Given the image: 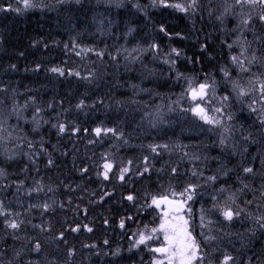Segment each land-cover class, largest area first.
<instances>
[{
    "label": "trees",
    "instance_id": "obj_1",
    "mask_svg": "<svg viewBox=\"0 0 264 264\" xmlns=\"http://www.w3.org/2000/svg\"><path fill=\"white\" fill-rule=\"evenodd\" d=\"M30 3L20 0L21 18L0 8V152L30 154L9 162L0 156L7 178L0 180V264H154L157 241L136 243L157 226L152 197L197 180L190 219L206 260L232 247L239 264H264V221L257 220L264 217V64L257 65L264 52L200 27L199 0L187 12L159 0ZM167 3L188 7L191 0ZM241 45L244 56L230 66V48L237 56ZM208 82L222 89L220 106L233 115L228 156L219 133L212 138L197 125L185 94L189 84ZM240 88L251 95L233 99ZM118 158L129 171L121 180L112 168L105 179L102 160ZM73 164L86 168L80 191L69 189ZM227 207L240 213L230 222L221 215Z\"/></svg>",
    "mask_w": 264,
    "mask_h": 264
},
{
    "label": "snow or ice",
    "instance_id": "obj_2",
    "mask_svg": "<svg viewBox=\"0 0 264 264\" xmlns=\"http://www.w3.org/2000/svg\"><path fill=\"white\" fill-rule=\"evenodd\" d=\"M79 2V0H77ZM24 7L29 8L33 7L30 3V0H23ZM157 3V0H153V4L155 5ZM197 0H191V3L188 5V7H185L182 4H168L167 0H159V4L163 5L165 7H174L179 9L180 11L187 12L189 8H191L193 11L195 10ZM237 4L244 5H260L262 9H264V0H236ZM16 11H20V9H16ZM225 11H228L226 9ZM253 17L251 15L247 16L246 18L242 19L240 23L244 25L245 27L248 26V24L251 22ZM258 19L260 21H264V12H262ZM162 32L165 31L163 27L160 29ZM152 47H155V45H152ZM176 53V55H180L179 51L176 49L172 50ZM232 60L234 62H238L237 57H232ZM256 57L253 55L251 58V61H255ZM241 69L244 71H247L248 69H245L243 65L241 64ZM51 71L53 72H59L61 75H63V69L61 68H52ZM76 75H79V73H76ZM179 75V74H178ZM225 75H228V73H225ZM210 87L207 83H201L197 88L190 89L191 95L193 99H196L199 97L201 100L204 99L208 95L207 89ZM234 87H239L238 85H234ZM261 93H264V83H260L259 85ZM240 95H246V91L243 88L239 89ZM223 99L227 100V97H224ZM83 106V102L79 105V107ZM193 112H195L197 115L200 116L202 120H204L206 123L209 124H216L219 125L221 121L219 119H215L213 117H210L207 114L206 109L201 108L199 105L195 109H192ZM215 112H222V109L216 108L213 109ZM253 111H256L255 108H253ZM262 123H264V116L261 117ZM60 131H64V126H60ZM97 135H99L102 131L101 128H96L94 130ZM107 132L115 131L114 129H107L103 130ZM223 143V141H221ZM152 148V151L155 152L157 147L161 146H150ZM162 147L167 148V145H163ZM51 163V161H49ZM113 165L111 163H105L103 165L104 172L102 173L105 179H108V173L112 169ZM129 171L128 168L121 169L119 178L121 180L124 179V175ZM147 171V168L145 169ZM175 172V169H173ZM244 171L246 173H251L253 171L252 168H245ZM3 174V170L0 169V175ZM195 175V173H193ZM209 179L215 180V177H210ZM195 185H188L184 188L183 191L177 193L175 191L171 192V196L173 199H169L167 195L161 196L159 198L152 197V205H155L157 208L161 206V204H164L167 206V210L163 212V216L161 219V222L159 224L158 228H152L150 235H145L143 233L140 234L138 241L136 242L137 245L139 244H145L147 241L152 240L154 238L159 239V237L155 236L157 232L163 234V244L161 247H156L154 249H151L155 253H160L161 257L160 259L154 260V264H203L204 256L201 252V246L197 239V236L194 235L193 230L190 225L189 219L185 218V215L183 213H191V208L187 207V202L191 201L195 195ZM127 199L129 201L134 199V196L129 195L127 196ZM45 208L49 207L48 205H44ZM203 212V210H201ZM239 211L233 212L230 208H226L223 210L222 215L226 220H232L234 216H239ZM201 224L204 223V216L201 215ZM258 222L264 221V217L257 218ZM11 228H19V224L16 222H10L9 225ZM260 226L264 228V223H261ZM87 227V226H85ZM120 227H124V221L122 220L120 223ZM73 231H78L79 226L72 229ZM87 231L91 232V228H87ZM202 235V234H201ZM204 239H215V237H204ZM107 243V241H105ZM40 245H36V249L39 250ZM94 247V246H93ZM233 258L231 256H225L222 264H229V261H231Z\"/></svg>",
    "mask_w": 264,
    "mask_h": 264
},
{
    "label": "rangeland",
    "instance_id": "obj_3",
    "mask_svg": "<svg viewBox=\"0 0 264 264\" xmlns=\"http://www.w3.org/2000/svg\"><path fill=\"white\" fill-rule=\"evenodd\" d=\"M218 2H220V1H217V0H199V5H200V9H201L200 11H203L202 7L203 8L204 7L207 8V10L214 9L215 6L218 5ZM221 2H222V4H229V0H227V2H224L223 0H221ZM235 6H237V11H239L240 21L242 19L246 18L249 15H253L254 14V16L256 17V19H257V23H255V24H257L256 27H260L263 30H261V31L260 30H256V31H253V33L254 32H258V33H260V32L263 33L264 32V21H260L258 19L259 15L261 14L260 10H263L260 6L257 8V6H255V5H248V4L240 5V4H237V3H236ZM223 9H225V7ZM226 9H228V8H226ZM258 11H259V13H258ZM251 26H252V22H250L247 27L251 29ZM247 32H252V31H247ZM244 50H245V48H244ZM231 73H233V72H231ZM234 73H235L234 74L235 75L234 80L238 79L236 81V82H238L240 80L239 76L236 77V72H234ZM237 74L238 75L241 74V69H240V71H237ZM231 75H230V78H231ZM207 84H209L210 87L207 89L208 95H207V98L205 100H197V101H191L190 100V102H191V113H192V115H194L195 112H193L192 109H195L197 107V105H201L202 107H204V109H206L207 114L210 117H213L215 119H219L221 121V123L219 125L209 124V123H206L204 120H202L200 117H198L199 119H198L197 125L202 129V131L212 135L213 138H215V136L219 133V139H218L219 142L218 143L222 146V148L224 147L223 149H225V151L227 152V153L225 152L226 154H224V155L228 156V153L230 154L229 150H230L231 141H232V134L229 133V132L232 131V128H234L233 115L231 117L228 114H226L224 109H223L224 107L222 108L220 106L221 104L225 105V103H226L225 99L224 100L222 99V97H224V95L221 94V90L222 89H220L219 87H214L213 84L211 85V83H209V82ZM246 85H247V87H249L248 90L250 91V85L248 84V81H246ZM198 86H199L198 84L197 85H194L192 83L189 84L187 86V88H186L185 94H189L190 89H192V88H197L198 89ZM243 89H245V88H243ZM245 91L247 93L246 95H248V94L251 95V92L248 93L247 90H245ZM216 93H217V98L215 99ZM240 96H242V95H240V92H239L238 94L234 93L232 97H233V99H235V98H238ZM206 100H207V102H206ZM216 108L222 109V112L213 111V109H216ZM262 110L264 111V104H263V109ZM159 118L163 119L164 115L160 116ZM221 141H223V143H221ZM239 149H240L241 152L244 150V148L243 149L239 148ZM244 159L247 160L248 158L244 157ZM188 162H190V159L188 160ZM191 185H195L196 188H198V186L199 185L201 186L202 184H201V182L199 183V181L197 180L196 182H194ZM167 196H169V195H167ZM171 198L173 199V197H171ZM189 202L190 201L187 202V207L191 208ZM227 208H229V207H227ZM224 209H226V208H223L221 210V215H222V212H223ZM230 209L233 211L232 208H230ZM157 210H158L157 211V215H158V220L157 221H158V223H157L156 228L159 227V224H160L162 216H163V212L166 211L167 208L165 206H160L159 208H157ZM192 210H193V208H191V213L190 214L187 213V212L183 213L185 215V218L189 219L190 225L192 224V220L190 219L191 216L193 215ZM222 217L224 218L223 215H222ZM234 218H235V216H234ZM234 218L232 220H234ZM232 220H230V221H232ZM230 221L226 220V222H230ZM150 234H152V233H150ZM155 236L159 237V239H156V238L153 239V240L157 241L156 244L153 246V249L156 248V247H161L162 244H163V234L157 232L155 234ZM225 251L226 250H222V253L219 254V256L221 258V260H220L221 262H219L218 264H222V261H223L224 257L226 256L224 254V253H226ZM201 252H202V249H201ZM155 254H156V256H155L154 260L162 258L160 253H155ZM202 254H203V252H202ZM203 256H204V254H203ZM203 264H215V263H213L211 261H207L206 258L204 257ZM229 264H234V263L232 261H229Z\"/></svg>",
    "mask_w": 264,
    "mask_h": 264
},
{
    "label": "bare ground",
    "instance_id": "obj_4",
    "mask_svg": "<svg viewBox=\"0 0 264 264\" xmlns=\"http://www.w3.org/2000/svg\"><path fill=\"white\" fill-rule=\"evenodd\" d=\"M19 2H20V0H2L0 8H2L3 5H5L6 6L5 10H7L8 13L10 12V13H12L14 15H18L21 18L22 16H20V15L23 14V8L19 6ZM105 2L109 3V4H112V3H117V0H105ZM221 4H222V2L220 1V2H218V5L215 6L214 9H209L208 11L206 10V12L202 11L201 12V16H200V18H202V19L199 22V26L202 27V28H213V29L215 28V29H220V31H227V32L224 33V36L225 37H230L231 31H239V28L232 21H230V19L227 16L226 12L222 9L224 7V4H222V5ZM44 6H45V3H44ZM16 9H20V11H16ZM43 10H44V7H43ZM52 18H57V17L56 16H52ZM256 26H257V24H254V25L251 26V29L250 28L244 29V31H252V32H247L248 35L250 34L249 35V39H248V36H247L248 41H246L244 43L242 42V43H243V45L244 44L247 45L249 43H252L250 46H253L255 48L258 47V48H256V50L259 49L260 51L264 52V44L262 43V42H264V37H258L256 32L253 33V31H256V30H260L261 31L263 29H261L260 27H256ZM216 27H219V28H216ZM263 34H264V32H263ZM253 40L256 41V42H252ZM241 48H243L242 45H241ZM229 56H230L229 57L230 66L236 65L237 63H239L238 56H244V48H243V51H241V49H240V52L237 54V56L235 55V49H231L230 48V55ZM234 56L238 58V62H234L232 60V57H234ZM258 56H259L258 63L256 62V60L254 62L257 63V65L262 66L264 64V57H260V55H258ZM205 99H203V100H205ZM190 110H191V105H190ZM194 116L200 117L196 113L194 114ZM130 119L132 121L134 119V116H130ZM147 119H151V118L149 116H147ZM140 121L142 123L140 125L143 126V128H145L146 126L149 125L146 119H143V120H140ZM210 136L213 138L212 135H210ZM115 143H116L117 146H120L121 141L116 139ZM19 153L20 154H16L15 156H13L11 158V153L8 154V151L3 150V151L0 152V156L2 157V162H5V161L9 162V161H11L13 159H15L17 161L19 159H27V158L30 157L29 153H25V152H19ZM181 155H182V153L179 154V156H177L178 157V161H179L180 157L184 156V155H182V156ZM107 157H112V156H107ZM118 159H119L118 162H116L114 159H110V160L108 159L107 161H105V159H103L102 161H104V162L101 163L100 166L98 167V168L101 167L100 168L101 169V173L104 172L103 165L105 163H111L113 165L112 168H117L118 167V171H121V169H123L125 167V164H124V162H123V160L121 158H118ZM184 159L187 160L188 159V155L187 156L185 155ZM136 160H138V159L136 158ZM178 161H176L177 164H178ZM96 162L98 163V161H96ZM65 165H66V163H64V166ZM89 165H90V162H89ZM89 165H87V168H91ZM175 166H176V164L174 165V167ZM174 169L178 170L177 166ZM70 170L74 174V181L72 182L71 188H69L70 191L71 190L72 191H76V190L80 191V190H82V183H84V181H85L84 176L86 174L85 173L86 168H83V170H81L79 168V165L73 164L72 167H70ZM0 176H2V177H0V180H2V181H6L7 180V178L4 177L5 174H2ZM102 176H103V174H102ZM46 197H47V194H46V191H44L42 193V199H44ZM233 249L234 248H232V247L227 248V250L225 251L226 253H224V254L227 255V256H231L233 258L231 261L234 264H239L241 258H239V257L235 258L231 253H229L231 251L235 252ZM220 260H221V258H220L219 254H218V255H216V259L213 262L219 263V262H221Z\"/></svg>",
    "mask_w": 264,
    "mask_h": 264
},
{
    "label": "flooded vegetation",
    "instance_id": "obj_5",
    "mask_svg": "<svg viewBox=\"0 0 264 264\" xmlns=\"http://www.w3.org/2000/svg\"><path fill=\"white\" fill-rule=\"evenodd\" d=\"M218 1H221V0H218ZM224 2H227V0H223ZM227 5V6H226ZM236 5V0H229V4H224V7L225 9H223L224 11L226 10V8H228V11H225L227 16L229 17L230 21H232L238 28H239V31H233V33H231L233 35V38L235 39L234 42H239L242 43V42H246L248 41L249 39V35L247 33V31H244V29H247L244 25H242L240 23V16H239V11H237V6ZM257 6V8L260 6V5H255ZM261 7V6H260ZM264 12V9L263 10H260V13ZM259 13V11H258ZM253 17V19L251 20L252 22V25L257 23V19L256 17L253 15H251ZM258 37H262V36H259L260 34H263V33H258L256 32ZM247 36H248V39H247ZM200 102V101H199ZM167 208V207H166ZM215 264H218L215 262Z\"/></svg>",
    "mask_w": 264,
    "mask_h": 264
},
{
    "label": "water",
    "instance_id": "obj_6",
    "mask_svg": "<svg viewBox=\"0 0 264 264\" xmlns=\"http://www.w3.org/2000/svg\"><path fill=\"white\" fill-rule=\"evenodd\" d=\"M205 98H207V96L204 97V99H205ZM189 99L192 100V101L201 100L199 97H197L196 99H193V98H192V95H191V91L189 92ZM199 106H200L201 108H203L201 105H199ZM168 198L171 199L169 196H168ZM161 206H165V207H167V206L164 205V204H161Z\"/></svg>",
    "mask_w": 264,
    "mask_h": 264
}]
</instances>
